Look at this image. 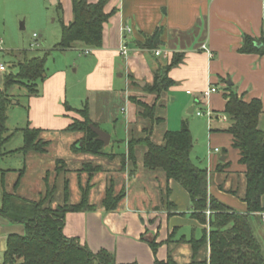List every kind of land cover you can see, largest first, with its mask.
Segmentation results:
<instances>
[{"label":"crops","instance_id":"obj_1","mask_svg":"<svg viewBox=\"0 0 264 264\" xmlns=\"http://www.w3.org/2000/svg\"><path fill=\"white\" fill-rule=\"evenodd\" d=\"M35 1L39 2L33 11L38 13L37 22L41 23L40 30L49 29L48 25L53 15L59 17L56 7L59 3L64 23L68 25L73 21L72 0H52V6L56 7L54 13L50 12L46 0H43L41 6L42 0ZM99 1L90 0V3L96 4ZM106 1L105 12L112 15L104 25L101 48L85 47L77 43L67 50L57 49L59 55H64L65 61L71 60L74 54L82 58V65L73 64L74 72L80 70L79 66L85 71L84 85L79 91L80 94L92 97V101L86 100L80 108L72 106L68 71L60 69L54 73H46L44 78L37 82V95L28 99L27 125L41 131V139L47 143L46 151L11 154L23 147L15 150L5 148L7 155L3 159L12 155L26 157L30 153H35L41 157L40 161H43L48 157V147L52 142L50 140H53L51 137L45 140L44 132L52 137L59 133L80 134L79 139H70L71 149L74 151V145L85 138L84 132H72L68 129L74 120H84L76 110L83 109L88 101L89 116L93 125L96 124L95 126L100 129H103L100 125L103 123L106 126L114 125L115 119L108 115L107 106L101 104L99 99L103 101L109 97L111 101L113 96L121 95L123 92L130 113L126 119V151L121 155L114 152V146L121 141L110 133L109 144L105 145L102 142L103 154L96 155L120 161L117 167L118 178H111L110 183L106 182L100 204L91 203L90 193L88 200L94 210L71 212L66 215L63 234L88 246L94 253L107 251L115 258L117 264H156V261L168 260L172 264H210L209 235L212 213L207 211L208 222L205 224L195 219L192 216L193 204L188 191L176 180L168 179L163 169H147L144 166L146 148L143 153L138 152V146L142 145L135 148V160L129 158L131 140L143 139L148 134L153 141L155 139L154 129L150 131L144 126L140 131L133 127L138 117L143 118L140 116V106L131 101V97H136L139 102L154 104L158 94L151 92L147 87L153 86L157 72L164 71L175 60H179L178 65L172 67L168 73L174 84L161 94L158 108L163 107L168 100L175 102L180 98L186 103L190 114L196 115L198 111L212 113L211 118L207 120L209 134L208 143L204 146L205 151L200 150L194 155L192 152V158L197 165L208 171L209 196L231 212L247 213L248 207L245 202L247 166L242 164L240 151L234 147V137L225 131L230 124L225 106L226 96L230 90L242 96L246 102L260 99L263 111L259 118V128L264 132V56L241 52L245 37L252 38L256 47L262 46L259 42L264 40V0ZM54 2L56 3L53 4ZM53 21L55 22V19ZM126 29H131V33H127ZM156 33L159 34V45L156 48H147L145 46L147 38ZM43 37L42 34L39 35L40 39ZM60 41L58 40L57 45ZM125 46L128 48L127 58L121 54V48ZM86 50H91V53L84 54ZM158 51L161 52L160 56L156 55ZM135 81L143 82L146 86L140 87ZM132 89L135 90L132 92ZM72 94L71 97H74V93ZM97 94L102 97L96 98ZM8 95L10 98L14 97L11 92H8ZM147 95L150 97H146ZM95 98L100 102L97 104L100 110L95 109L93 112L91 104ZM16 104L13 102V105ZM67 106L73 111H68ZM196 107L200 109L197 110ZM159 119L160 122L163 120ZM183 123L188 124L182 121L181 128ZM23 129L18 131L22 132ZM11 134L8 129V135ZM216 148L221 152L214 153L213 150ZM53 162L54 167L44 173L48 191L46 196L39 195L40 200L53 191L49 177L55 173V166L58 164L56 169L58 176L66 172L64 161H55L54 157ZM98 168L99 166L92 168L91 163H83L76 171L83 173ZM11 172L17 171L9 169L2 171V174ZM25 173L26 169L21 170L16 182L21 174L24 177ZM96 174L99 173L97 171L95 174L90 173L89 181L93 180ZM64 185L68 189L69 181L66 180ZM111 186L117 194H124L113 210L103 205ZM79 187L82 189L83 199L84 191L87 189H84L81 181ZM52 199L51 196L49 202L51 207L54 201ZM68 202L66 195L64 204ZM262 206L264 207V196ZM208 212L211 214L208 215ZM263 214L264 212L256 215L253 226L264 248ZM0 226L5 230H1L4 250L10 235L25 233L23 225L12 224L2 217ZM205 237L207 241L202 244ZM151 242L156 243V251L151 247Z\"/></svg>","mask_w":264,"mask_h":264},{"label":"trees","instance_id":"obj_2","mask_svg":"<svg viewBox=\"0 0 264 264\" xmlns=\"http://www.w3.org/2000/svg\"><path fill=\"white\" fill-rule=\"evenodd\" d=\"M72 3L74 18L68 25L63 21L60 3L56 5L62 33L61 41L56 49L67 50L77 43H81L85 47L101 48L104 25L112 15L105 12L107 1L100 0L98 3L92 4L90 0H72ZM259 43L262 45L260 48L255 46V41L252 38L245 37L241 52L257 53L264 56V40ZM158 45V33L147 38L145 44L147 48H156ZM46 61V58H26L17 65L19 69L17 74H7L8 70H6L5 90L0 94V160L7 155L5 145L14 136V134L8 135L6 126L7 108L11 103L8 91L14 86H24L29 96L37 95V82L42 80L46 74ZM178 63L179 60H175L164 71L157 72L153 86L147 87L151 92L158 94L154 104L139 102L136 97H131V101L144 109L140 112V116L149 120L153 126L160 122L156 116L160 96L174 84L169 79L168 73ZM226 100L225 113L229 117L230 124L225 131L234 137V147L240 151L242 164L247 166L245 195L247 213L231 212L209 196L208 171L197 165L192 158L194 142L187 123H183L179 131L166 132L162 144L155 143L149 134L146 138L131 140L129 158L134 161L135 148L137 145H143L147 150L144 155V166L147 169H163L168 179L176 180L188 191L193 204L192 216L195 219L205 224L208 222L207 211L212 213L209 235L210 264H264V248L253 226L256 215L264 212L262 206L264 132L259 128L263 104L260 99L246 102L233 90H230ZM67 110L71 111L72 109L67 106ZM76 111L82 115L84 120H74L68 129L72 132H84L85 138L74 145V151L102 155L103 143L96 140L95 133L90 129L93 122L89 116V102L85 103L83 109ZM22 132L24 146L11 154L18 152L24 154L29 152L44 153L46 151L47 143L41 139L40 130L27 126ZM80 143L81 146H79ZM2 175L4 180L5 174ZM22 175L15 184L16 188L20 184ZM123 197V193L115 194L114 187L111 186L107 191L103 205L107 209L113 210ZM88 198L87 191H84L83 199L79 204L65 203L63 206L53 209L48 204L47 197L34 202L26 199L21 200L15 194L5 192L2 198L0 217L12 224L23 225L25 233L8 237L2 264H117L115 258L107 251L101 250L94 253L88 246L82 245L76 239H69L63 234L68 213L95 209L89 204ZM206 241L205 237L202 244ZM151 247L156 251L155 242H151ZM156 264H172V262L170 260L167 262L156 261Z\"/></svg>","mask_w":264,"mask_h":264},{"label":"rangeland","instance_id":"obj_3","mask_svg":"<svg viewBox=\"0 0 264 264\" xmlns=\"http://www.w3.org/2000/svg\"><path fill=\"white\" fill-rule=\"evenodd\" d=\"M46 2L50 12H56V7L54 5L52 6V0H46ZM42 3L43 0L40 1V6ZM38 4L39 2L35 0H0V62L8 67L7 74H17L19 71L17 65L20 61H23L26 58H46V73L48 74L59 71L60 69L67 70L69 74L70 103L72 106L80 108L82 107V103L86 100L90 99L92 101V97L84 93L80 94L79 91V88L84 85L85 71L81 70V66H79L80 70L77 73L74 72L75 67L73 64L76 63L77 65H82V58L77 54H74L71 60L65 61L64 55H59V53H57V49H54V47H56L58 40L60 41L61 37L59 17L53 15L50 19V24L48 25L49 29L47 31L40 30L41 23L37 22L38 13L33 11ZM54 19L55 22L53 21ZM23 26H25L24 29ZM35 33L38 34V36L41 34L44 36L42 39L39 38L41 43H39V46H41L40 48H31L32 36ZM24 51H26V53H24ZM7 74L6 72H0V94L5 90L4 81ZM133 90L135 89H132V92ZM8 92L13 94L14 97L10 99L17 104L13 105V102H11L12 105L10 103L7 108L6 126L14 136L5 148L6 150H15L22 148L24 145L23 133L18 130L25 128L28 125V99L31 96H29V93L24 86H14ZM72 93H74V97H71L73 95ZM221 93H223V91ZM99 97L102 96L97 94L96 98L99 99ZM113 97L114 98H112L111 101L109 97L107 100H99L101 104L107 106L108 115H111L113 119H115L113 122L114 125L106 126L104 123L100 125L103 128L101 130H106L109 132L108 134L113 133L114 138L121 141L114 146V152L121 155V153L126 151V119L130 114L128 108L129 105L125 100V94H123V92L121 95L118 94ZM146 97L150 96L147 95ZM96 98L91 104L93 106V112L95 109H97V111L100 110L97 105L100 102H97ZM191 106H193V103ZM139 108L141 111H144L143 108ZM196 109L198 110L200 107H196ZM156 116L157 118L163 119L159 124L156 123L153 126L149 120L138 117L133 127L137 130L142 129L144 126L147 129L149 128L150 131L154 129L155 143L162 144L163 134L166 131H179L181 129L182 121H186L188 122L193 137V155L200 150L201 152L205 151L204 146L208 143L209 134L207 124L209 117L207 115L203 116V118H199L195 114H190L186 103H183L180 98H177L175 102L172 100L166 101L163 107L157 109ZM43 135L45 140L49 137L53 138V140H50L52 142L48 147V157L44 159L45 161L43 160L44 162L40 161L41 157L35 153H30L26 157L24 155H12V157H7L5 159L2 158L0 160V208L2 207V198L5 192L15 194L21 200L27 199L30 201L36 200V202L41 201L42 199L40 200L39 195L42 194L46 196L48 191L44 181L46 176L44 173L46 170H50L51 167H54V157L55 161L61 160L66 163V172H62L58 176V172L56 171L58 164L55 166V173H52L49 177L50 186L53 191L47 194L48 204L50 205V197L52 196V200H54L52 208L57 209L59 205L62 206L64 204V197L66 195L69 204L79 203L82 199L83 193L82 189L79 187L80 181L82 182L84 189H87L88 196H90L91 193V203L96 205L100 204L104 196L103 190L106 182L109 181L110 183L111 178H118L117 167L118 162L120 161H112L105 157H97L95 154L91 153H75L71 149L72 142H70V139H79L81 136L80 134L73 135L71 133H59L52 137L44 132ZM143 138H146V136ZM79 146H81V143ZM144 151L145 147L143 145L138 146L139 154ZM83 163H91L92 168L98 166L99 168L98 170H91L92 172L84 171L83 173H78L76 169H79ZM60 167L61 165L59 168ZM9 169H14L17 172L5 173L3 180L2 171ZM23 169H26V173L24 177H22L21 184H19L17 188H14L15 182L19 177V172ZM96 171L99 174H96L95 178H92L93 180L89 181L90 173L95 174ZM66 180L69 181L68 189H66L64 185ZM89 183L91 185H89ZM114 192L117 194L115 189ZM37 199L39 200L37 201ZM1 230H4L2 226H0V264L3 262L5 252L2 241L3 232Z\"/></svg>","mask_w":264,"mask_h":264},{"label":"built area","instance_id":"obj_4","mask_svg":"<svg viewBox=\"0 0 264 264\" xmlns=\"http://www.w3.org/2000/svg\"><path fill=\"white\" fill-rule=\"evenodd\" d=\"M126 31H127V33H131V29H126ZM39 47V36H38V34H34L33 35V40H32V43H31V48H38ZM91 53V50H86L85 52H84V54H86V55H88V54H90ZM121 54H122V56L123 57H125V58H127V56H128V48L125 46V47H122L121 48ZM156 55L157 56H160L161 55V52H156ZM6 70H7V68H6V66L2 63V62H0V72L2 73V72H6ZM196 115L198 116V117H203V116H208L209 117V119L211 118V115H212V113L211 112H207L206 114L205 113H203V112H201V111H198L197 113H196ZM214 151V153H220L221 152V150L220 149H218V148H216V149H214L213 150ZM210 154H211V152H210ZM211 213L210 212H208V215H210ZM263 221H264V214H263Z\"/></svg>","mask_w":264,"mask_h":264},{"label":"water","instance_id":"obj_5","mask_svg":"<svg viewBox=\"0 0 264 264\" xmlns=\"http://www.w3.org/2000/svg\"><path fill=\"white\" fill-rule=\"evenodd\" d=\"M55 3L56 2H54L53 4H55ZM135 83L138 86H140V87H145L146 86V84L143 83V82L135 81ZM90 129L92 130V132H94L96 134V136H97L96 140L97 141H101L105 145H108L109 144L111 136L107 132L101 130L99 127H97V126H95L93 124L90 125Z\"/></svg>","mask_w":264,"mask_h":264}]
</instances>
